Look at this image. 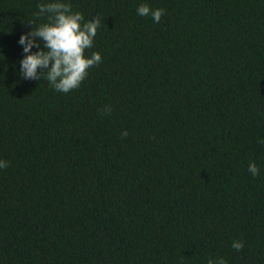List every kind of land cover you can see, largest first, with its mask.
I'll return each mask as SVG.
<instances>
[{"label": "trees", "instance_id": "16d2710c", "mask_svg": "<svg viewBox=\"0 0 264 264\" xmlns=\"http://www.w3.org/2000/svg\"><path fill=\"white\" fill-rule=\"evenodd\" d=\"M38 2L0 0V264H264V0H70L67 93L18 72Z\"/></svg>", "mask_w": 264, "mask_h": 264}, {"label": "clouds", "instance_id": "9594fccd", "mask_svg": "<svg viewBox=\"0 0 264 264\" xmlns=\"http://www.w3.org/2000/svg\"><path fill=\"white\" fill-rule=\"evenodd\" d=\"M136 14L150 16L153 23H158L163 14L162 8H153L146 2L136 6ZM34 17L42 18L33 24L27 32H22L16 43L21 47L22 56L18 60V72L24 80H47L49 86L58 92L67 93L80 86L88 75V70L101 62V55L91 49L97 29L99 18L93 17L85 20L80 11H74L70 0H39L36 4ZM103 111H111L105 106ZM126 136L127 132H121ZM264 144V138L258 140ZM7 167V161L0 159V169ZM247 171L251 176L259 174V168L254 161H249ZM231 248L239 252L244 244L242 240L231 241ZM207 264H226L223 257H213Z\"/></svg>", "mask_w": 264, "mask_h": 264}]
</instances>
